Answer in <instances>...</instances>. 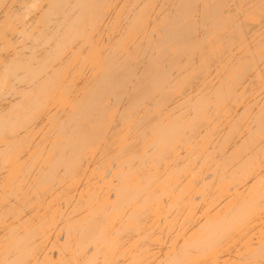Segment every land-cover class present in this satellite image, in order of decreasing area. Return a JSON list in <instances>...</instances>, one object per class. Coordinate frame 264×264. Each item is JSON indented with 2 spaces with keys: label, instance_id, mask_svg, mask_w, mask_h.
Instances as JSON below:
<instances>
[{
  "label": "bare ground",
  "instance_id": "6f19581e",
  "mask_svg": "<svg viewBox=\"0 0 264 264\" xmlns=\"http://www.w3.org/2000/svg\"><path fill=\"white\" fill-rule=\"evenodd\" d=\"M0 264H264V0H0Z\"/></svg>",
  "mask_w": 264,
  "mask_h": 264
}]
</instances>
